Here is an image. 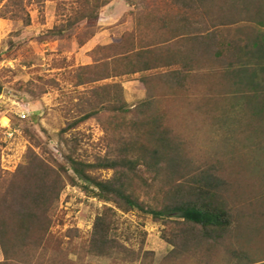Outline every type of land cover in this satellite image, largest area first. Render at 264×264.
Masks as SVG:
<instances>
[{
	"label": "trees",
	"instance_id": "16d2710c",
	"mask_svg": "<svg viewBox=\"0 0 264 264\" xmlns=\"http://www.w3.org/2000/svg\"><path fill=\"white\" fill-rule=\"evenodd\" d=\"M115 1L75 0L77 7L68 20L42 37L62 38L81 25L93 29L101 10L106 12ZM124 1L138 7L141 20L149 17L165 32L183 40L182 47H187L189 53L119 47L121 52L113 60L123 63L114 67L111 76L106 68L104 74L83 75L77 86L155 67L188 69L196 60L218 59L220 69L213 75H219L224 84L239 85V92L252 90L253 94H237L231 100L234 106L237 100H245L248 129L255 137L262 135L264 0ZM4 8L12 13L11 19L30 25L29 16H20L22 3L9 0ZM226 26H237V34L231 38L221 33ZM93 34L92 31L86 39ZM246 67L253 71L249 77ZM86 69L81 71L85 73ZM174 77L181 86L188 78L179 72ZM252 85L257 88L254 90ZM116 88L109 91L101 86L80 95L79 115L61 131L62 137L90 119L109 115L104 157L94 162L82 158L77 135L63 138L62 162L45 158L31 148L15 172H5L0 167V251L4 256L0 264H88L92 258L154 264V252H144L142 248L137 252L115 236L118 211L149 216L165 226L162 236L173 250L163 264H264V214L260 212L264 197L255 203L241 197L236 201L231 189L234 185L225 177L202 171L195 174L186 135L173 126L166 112L156 108L158 101L149 99L131 109L123 99L122 87ZM99 171L112 172V176L104 178ZM234 180L236 187L247 186L242 175ZM68 186H80L105 204L90 239L72 243L76 261L60 251L50 253L48 248L53 242L59 201ZM246 245L258 247L255 259Z\"/></svg>",
	"mask_w": 264,
	"mask_h": 264
},
{
	"label": "rangeland",
	"instance_id": "374dc122",
	"mask_svg": "<svg viewBox=\"0 0 264 264\" xmlns=\"http://www.w3.org/2000/svg\"><path fill=\"white\" fill-rule=\"evenodd\" d=\"M8 1L0 0V167L3 171L15 172L31 148L45 158L62 162L63 138L77 135L82 158L94 162L104 157L108 150L105 126L109 115H102L100 120L90 119L62 137L61 131L79 115L80 95L101 86L109 91L121 86L123 99L131 109L149 99L158 101L156 108L166 112L173 126L186 135L195 174L202 171L225 177L234 185L231 189L236 201L241 197L257 202L264 197V131L255 137L245 120V100H237L235 106L231 100L237 94L253 93L251 89L239 92V85L224 84L219 75H213L220 69L217 65L221 61L196 60L190 61L192 67L188 69L155 67L143 73L110 77L114 67L123 63L113 60L121 52L119 47H152L164 54L169 50L187 53L189 50L182 47L183 40L165 32L158 22L149 17L141 20L138 7L124 0H116L106 12L102 9L93 29L81 25L62 38H45L42 34L68 20L77 7L75 0H17L22 3L20 16H29L30 25L11 19L12 13L4 8ZM237 28L226 26L220 30L232 38ZM92 31L93 36L86 39ZM83 40L86 43L81 45ZM84 67L87 74L81 71ZM106 68L108 79L77 86L83 75L104 74ZM246 70L247 77L251 76L252 69L246 67ZM175 72L188 76L182 86L174 81ZM251 88L255 90L257 86ZM261 102L264 108V100ZM98 175L110 178L112 172L99 171ZM241 175L247 181L245 188L235 186V177ZM104 206L80 186H68L59 201L53 242L48 247L50 253L60 251L76 261L72 243H86L90 239ZM260 212L264 214L262 207ZM118 214L115 236L137 252L141 248L144 252H154V264H163L173 250L163 239L165 226L135 212L118 211ZM249 247L252 258L259 254L257 246ZM2 261L4 256L0 251ZM88 264L133 263L92 258Z\"/></svg>",
	"mask_w": 264,
	"mask_h": 264
}]
</instances>
